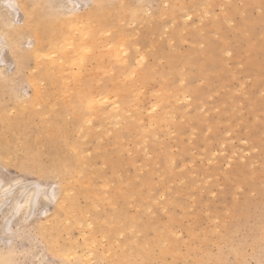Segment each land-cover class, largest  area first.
I'll use <instances>...</instances> for the list:
<instances>
[{"label": "rangeland", "instance_id": "1", "mask_svg": "<svg viewBox=\"0 0 264 264\" xmlns=\"http://www.w3.org/2000/svg\"><path fill=\"white\" fill-rule=\"evenodd\" d=\"M33 4L38 31L14 35L3 19L21 25ZM15 7L0 0V113L18 117L2 131L15 154L0 160V178L17 176L21 187L42 179L17 163L36 156L40 164L69 159L76 175L43 172L57 196L12 218L13 243L0 240V263L32 259L31 236L43 238L57 264H109L122 252L125 264H264V0ZM78 15L76 32L57 45L71 29L64 21ZM48 36L53 48L38 39ZM34 45L42 58L18 59ZM76 47L86 49L77 80L64 63ZM90 92L107 100L76 113L75 98L85 103ZM64 190L67 212L57 206Z\"/></svg>", "mask_w": 264, "mask_h": 264}, {"label": "bare ground", "instance_id": "2", "mask_svg": "<svg viewBox=\"0 0 264 264\" xmlns=\"http://www.w3.org/2000/svg\"><path fill=\"white\" fill-rule=\"evenodd\" d=\"M16 2H17V0H6V5L9 7V8H11L13 11H14V13H15V11H18L17 10V8L15 7V5H16ZM21 2V1H20ZM71 2V1H70ZM70 2H68V4L70 3ZM263 4V3H262ZM11 5V6H10ZM35 4H33L31 7H29V8H31L29 11H26L25 12V21H24V23H22L21 25H17V24H14V22L12 21V20H4L3 19V24L5 25V26H8L9 28L11 27V32L14 34V35H16V36H22L24 33H26V31H38V26H39V24L37 23V19H36V17H37V9H36V6H34ZM6 8V7H5ZM26 9V8H25ZM65 9V8H64ZM65 11H66V9H65ZM72 11V10H71ZM69 12V11H68ZM8 13H9V15H11L10 14V12L8 11ZM39 14V13H38ZM78 14V13H77ZM88 15H90V16H94L95 15V10H92V11H89V14ZM12 16H13V13H12ZM83 17H85L84 15H82ZM81 15H78V16H75L73 19H74V21H72L71 20V22L70 21H64V22H66V23H70V27H71V29H70V31H68L67 30V32H69V33H66V34H61V36L59 37L60 39H59V42L60 41H62L63 39H65V42H66V44H67V39L69 40V38H66V37H69L70 35H71V33H73L72 32V30H74L75 31V29H77L78 28V24L80 25V23H79V19L82 17ZM11 17V16H10ZM70 19V18H69ZM87 21V20H86ZM85 21V22H86ZM89 21V20H88ZM12 22H13V24H12ZM92 23H94L93 21H92ZM79 28L81 29V30H85V29H83V28H86V27H84V26H79ZM89 28V27H88ZM88 28H86V29H88ZM93 29V28H92ZM91 29V30H92ZM89 30V29H88ZM76 32V31H75ZM11 34V33H10ZM38 33H36V35H37ZM69 36H68V35ZM84 34H85V32L83 33V32H80V35H79V37H77V40L78 41H82L85 37H84ZM56 35V34H55ZM86 35V34H85ZM102 35V34H101ZM11 36H12V34H11ZM38 36H39V34H38ZM35 37H37V36H35ZM71 37V36H70ZM88 37V36H87ZM54 38V36H48V37H45V39H43V38H41V37H38V39H39V41H41V40H45L46 42H48L49 44H50V46H52V48H53V46H54V43H52V42H50L52 39ZM101 38V37H100ZM99 39V38H98ZM97 39V40H98ZM0 40L1 41H3L2 42V44L4 45L5 44V40H4V36L2 35V34H0ZM72 40V39H71ZM94 40V39H93ZM10 42V41H9ZM17 42V41H16ZM89 42H91V41H89ZM18 43V42H17ZM16 43V44H17ZM63 42H60L59 44H57V45H60V44H62ZM71 43V42H70ZM69 43V44H70ZM1 43H0V45H2ZM3 45H2V47H3ZM6 46V45H5ZM18 46V45H17ZM62 46H64V45H62ZM65 48L67 47V48H70L69 47V45L68 46H64ZM115 47H117V46H115ZM66 48V49H67ZM117 48H119V47H117ZM0 49H1V47H0ZM49 50H50V48H48ZM61 49H64V48H61ZM85 48L84 49H80L79 47H76V48H74V50L73 51H70L69 53V55H67L66 57H65V61H64V63L66 62V63H70V64H74V66H75V68H76V70L77 71H74L75 72V74L73 75V77H74V79L75 80H77V78L79 77V74H80V70H81V67H82V62H83V59H84V56H85ZM110 50V49H109ZM39 51H40V49L38 48V45H34L31 49H29V50H23V51H19L16 55L18 56V59H22V58H28V57H33L34 58V60L36 59V58H38V57H40V58H42V56L43 55H41L40 53H39ZM47 51V50H46ZM44 51L45 53H47V52H50V51ZM52 51H54L53 53H56L55 52V49L53 50L52 49ZM104 51H106V50H104ZM112 51L114 52L113 54H114V56H117V57H119L120 56V54H121V51H120V49H116V48H113L112 49ZM44 52H42V53H44ZM44 53V54H45ZM58 53H59V51H58ZM50 54H51V52H50ZM49 54V55H50ZM68 54V53H67ZM48 55V53L45 55V56H49ZM59 59V58H58ZM24 60V59H23ZM58 61V60H57ZM55 62H56V59H55ZM60 63H61V61H60ZM37 64H40V61H37ZM62 64H63V62H62ZM59 66V65H58ZM24 67V66H23ZM18 69V66H17V68H16V70ZM65 69V68H64ZM31 70V69H30ZM30 70H28V71H30ZM67 69H65V71H66ZM60 71H62V69L60 70ZM69 71V70H68ZM29 73H32V72H29ZM59 74V73H58ZM31 77H32V75H31ZM31 79V78H30ZM64 79H66V78H64ZM75 80H74V83H75ZM30 81H31V84H34L35 83V80L33 79V77H32V79L31 80H29V83H30ZM65 80H63V84L64 83H66V81L64 82ZM40 83V82H39ZM38 83V84H39ZM78 83V82H77ZM67 84V83H66ZM40 85V84H39ZM39 85H37V83H35V85H33V87L34 86H36V88L34 89L35 91H37V87L39 86ZM74 85V84H73ZM38 90H40L39 88H38ZM64 90H66V89H64ZM69 90V89H68ZM72 90V89H71ZM65 92V91H64ZM81 93H82V91H81ZM80 94V93H79ZM90 94L91 95H89L86 99H85V103H83V99H82V95L80 94L78 97H76L75 98V100H74V102H73V104H74V108H76V113L78 112L79 113V109L81 108V109H85V107L87 108V109H89V110H91V109H98V103H100L101 101H105V100H107L105 97L106 96H104V97H101V98H97V97H95L94 96V94L92 93V92H90ZM43 98V97H42ZM112 106V105H111ZM98 111V110H97ZM82 114H83V112H82ZM79 117H81V115H79ZM18 117L17 118H12V117H9L6 113H0V123H1V126H0V160L3 162V164H6V163H4V162H8L9 160H13V157L12 156H14V154L15 153H12V151L10 150V148H9V146L7 145L6 146V144L5 143H7L6 141H4V139H3V137H2V135H3V133H2V131H5L6 129H7V127H12V128H14L15 127V124H16V122H18ZM3 124H6L7 126L4 128L2 125ZM48 124V123H47ZM34 146L36 145V143H34L33 144ZM71 148H72V146H70ZM76 148H73V150H75ZM37 156L36 157H33V159L34 160H25V161H22V160H17V163L19 164V165H21V166H24V167H27V168H34V169H39L41 172H49L48 170L50 169L51 171H53V172H56L58 175H60V176H62V177H64L66 174H70L71 172H72V175L70 176L71 178H74L75 177V175H76V170L75 169H73V167H71V164H70V162H69V159H66V158H60V159H51L48 163L46 162L45 164H40L38 161H37ZM49 164V165H48ZM35 183V181L34 182H32L30 185H28V186H23V187H21L20 185H18V186H20V189L18 190V193H17V191H16V193L17 194H14V195H12L11 197H10V202H9V205L7 206V207H5V206H3V203H2V199H3V192L2 191H0V240L2 239V241L4 240V241H7V240H9V236H7L6 237V235H5V230L6 229H9L10 230V232H12V230H13V226L11 225V220H12V218L13 217H15V216H17L20 212H22V213H26V214H30L31 212H33V210H35L36 209V207H37V205L38 204H41V205H44V204H48L49 202L51 203V197H52V195H53V190H50V189H47V195H48V197H49V199H45L44 198V196H43V194L41 195V197H40V199H39V201L38 202H34L33 204H29V202H28V197L26 196V195H22V192L24 191V188H26V187H31V185L32 184H34ZM77 184V183H76ZM27 185V184H26ZM4 187H7V185L5 184L4 185ZM42 187H43V185H42ZM14 190V189H13ZM55 197L57 196V191L55 190ZM68 197H67V193H65V190H64V193L61 195V197H60V199H59V201H58V204H57V206H58V210H60V211H62L63 210V212H67V206L68 205H71V203H69V204H67L66 205V203L67 202H71L72 200H68L67 199ZM53 201V200H52ZM51 210V209H50ZM33 214V213H32ZM58 214H60V213H58ZM67 214V213H66ZM25 215V214H24ZM263 215V214H262ZM56 216V215H55ZM9 218V220H10V224L9 225H6L5 224V218ZM21 217H22V215H21ZM17 218V217H16ZM20 218V217H19ZM25 218V217H24ZM23 219V218H22ZM21 219V220H22ZM24 221H25V219H23ZM26 221H27V219H26ZM58 221L60 222V220L59 219H53V221H52V224L53 225H55V226H57V224H58ZM78 222V219L77 220H75V223H77ZM16 226V225H15ZM107 231H111L112 232V229H110V228H106V229H104V230H102V233H103V235L107 232ZM16 232V231H15ZM101 233V232H100ZM263 234V233H262ZM102 235V234H101ZM102 235V236H103ZM101 236V237H102ZM104 237V236H103ZM4 243V242H3ZM149 252V250H144V252H137L136 253V255H144V254H146L147 256H148V253ZM63 255H65V254H63ZM159 255L161 256V253H159ZM4 256V255H3ZM66 256V255H65ZM68 256H70L69 254L66 256V258L68 257ZM68 259V258H67ZM130 257L127 255V254H125V253H118V254H116V259H114V260H112L109 264H125V263H127L128 261H130ZM148 261H149V259L148 258H145V259H143L142 261H141V263L142 264H148ZM1 262V261H0ZM3 262H4V260H3ZM7 263V262H6ZM0 264H2V263H0ZM4 264V263H3Z\"/></svg>", "mask_w": 264, "mask_h": 264}, {"label": "snow or ice", "instance_id": "3", "mask_svg": "<svg viewBox=\"0 0 264 264\" xmlns=\"http://www.w3.org/2000/svg\"><path fill=\"white\" fill-rule=\"evenodd\" d=\"M11 6V5H10ZM5 172H7V169H5ZM35 175V173H32ZM42 179L36 181L34 184L31 185V187L24 188V191L22 192V195H26L28 197L29 204H33L34 202H38L41 195L43 194L45 199H49L47 195V188L50 186L53 189V195L51 199H55V189L57 187L56 184L51 183V177L45 176L43 172H41ZM45 180L48 181V183H45ZM7 185V187H4V185ZM22 180L21 178H18L17 176H6L3 178H0V191L3 192V199L2 203L3 206L7 207L10 202V197L14 195L13 189L17 187V185H21ZM43 185V187H42ZM5 224L9 225L10 220L9 218H5ZM5 235L10 236V230H5ZM8 244L11 245L13 241L9 239ZM29 242L32 245L29 248V254L33 256L32 259H26L24 264H57V262L54 259H50L47 257V247L45 246L43 238L40 237H29Z\"/></svg>", "mask_w": 264, "mask_h": 264}]
</instances>
